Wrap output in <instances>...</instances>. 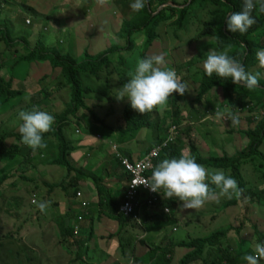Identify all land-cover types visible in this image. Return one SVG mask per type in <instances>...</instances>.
Listing matches in <instances>:
<instances>
[{
	"label": "rangeland",
	"instance_id": "374dc122",
	"mask_svg": "<svg viewBox=\"0 0 264 264\" xmlns=\"http://www.w3.org/2000/svg\"><path fill=\"white\" fill-rule=\"evenodd\" d=\"M16 1L17 2L13 5L11 3H5L4 8L0 5V17H2V20H0V37L4 36L9 28L13 41L17 43L21 42L20 45H17L19 54L25 53V51L21 48L23 39L28 40L31 46L38 44L39 42L37 41L40 40L46 48L51 49V51H58L63 56L70 55L78 63L82 62L87 54L94 57L96 53L101 52L102 50L107 51L108 48L113 46L111 47V50L108 51H111L110 53H112L110 59L113 62L116 71L107 77L108 71L105 70L103 77L100 79L90 76L89 74L80 75L82 84L92 90L90 94L85 95V103L90 109H87L89 111L80 110L77 114L79 119L71 115L72 117L70 116L68 119L69 125L65 128L64 133L70 141L71 148L74 149L71 153L72 163L75 162V166L78 167L79 170H83L84 173L94 174L98 180L103 179L101 185L105 193L113 190L108 188L109 185L113 186V183L110 181L106 182L104 179L106 178L107 172L111 173L113 175V179L116 180L113 193L118 201V204L121 205L127 199H122V192L126 187L124 188L122 184L121 176L123 175L124 169L121 167V164H119V156L124 154L121 150H128L130 147H133V144H115L117 143L115 135H131L128 132L118 131L119 128L124 129L126 127L124 110L127 105H130V103L126 99L124 101H118L114 97L116 93L113 90L122 87L120 82L121 79H125V77L129 76V72H133L135 70L137 61L141 59V54L147 49L148 28L145 29L142 25H140V29H131L130 31H126L125 33L127 36L129 35L131 37L134 48L132 51H127V49L121 48V50L116 51L115 48L117 45L120 47H125L126 44L128 45L127 40L126 38L120 39L118 36L115 38L114 22L112 21H109L107 25L98 27L97 23L99 22L96 20V15L97 13L102 12L103 9L92 0H83V5L78 8L82 11L85 4L93 3V13L91 10H87V14H91V16L86 19L88 21L85 27H83L85 20L81 19L83 17L81 11L73 14L71 17H68L72 14V11L69 10L72 8V5L66 3L63 4L60 0H51L48 4H45L42 0ZM111 1L114 2V0ZM121 1L123 5L127 4V0ZM182 1L183 0H180V3H182ZM154 4L155 1H153V8H155ZM172 5L173 4L171 3L162 5L157 12L164 7H173ZM97 7L99 12L96 13L95 8ZM130 9V7L126 8V11ZM33 10H35V12ZM36 10L42 14L37 13ZM190 15L193 16V11L189 12L188 16ZM5 16L8 21L5 20ZM130 19L131 18L128 20ZM134 20H137L133 23V26H136L140 20H143V13L135 14ZM191 23L181 31H177L174 26L161 24V26L155 30L159 36H157V39L153 42L154 45L149 50L157 46H161L163 48L165 46L170 53H173L172 59L174 60L177 58L178 60L180 49H182L179 63H182L184 57V63L192 59L195 62V65L189 69V72L191 73L189 83L192 84L197 81L195 77H201L199 72L201 64L197 63V60L195 59L197 54L195 53L193 55V49H196L198 47L197 45L201 42V39L199 40L198 38V34L204 29V25L198 23L196 19L192 20ZM58 24H60V26ZM257 34L258 33H256L255 36H257ZM116 41L118 44L115 46ZM43 44H40L39 48L43 47ZM0 47H3L1 42ZM184 49H186L187 52L186 56L182 55V51ZM94 50L96 51L94 52ZM160 53L161 52L158 49H154L151 53H149V55H158ZM9 56V51L2 52L0 48V64L2 63V59L6 60ZM45 65L47 66H35L31 74V68H29L27 64H24V70L21 72V76L25 77L27 72H29L30 75L23 82L20 79H16L14 88L15 90H19L23 86L28 95L33 97L36 101H40L39 104L34 106L44 105V111H47L55 117L70 107L71 90L66 81H64L65 89H61L57 83H53L52 85L46 87L47 91L50 94H53V98H44L43 96H40L41 85L37 81V74L52 72L51 66L48 64ZM186 67L187 65L185 64L180 67V70L184 72L179 75L181 79H183L185 75L187 76L188 71H186ZM248 71H251L250 67H248ZM2 73H6V69H4ZM107 78H109V81H107ZM186 84L188 83L186 82ZM173 100V96L170 97L165 110L162 112L155 110V112L150 116L149 120L152 121L151 128H145L139 132L138 141L133 142L136 151H140L139 148L141 147L143 135H149V141L153 138V135H155L154 127L165 131L166 126L169 124L171 119L168 117L170 114L166 112L167 110H172ZM222 100L223 99L220 97V94L217 91H213L212 93L206 95L204 103L206 105H212L219 110H223L226 105L221 104L223 103ZM32 108L25 107L21 110L17 108L7 111L5 114L0 113V137L10 135L12 133L14 134V132L16 135H20L18 128L22 121L19 120L18 114L20 111H30ZM185 111L189 110L186 108ZM241 111L242 109L235 112L238 120L242 117L239 124L235 126H233L231 121L227 119H208V114L211 113L206 114L203 123H199V121L196 122L197 125L208 124L205 135L209 136L204 140V146L201 147V150L207 151L208 146L205 145V143H208L212 149V152H210L211 155L223 156V149L218 150V148L226 146L227 144L228 146L226 147V150L229 153H235L233 152L234 147L238 148V150L246 148L248 140L239 135H244L241 125L248 124L246 118L249 116H246V113H244L245 111ZM223 112L226 115L228 113L227 111ZM242 113L245 115H242ZM262 113L263 111L255 113L254 116L259 118ZM54 125L55 122L53 126ZM233 127V133L229 132L233 129ZM170 128L171 127H169L166 131V135L162 137V143L168 139ZM77 130H79L80 133H77ZM194 131L196 132L195 128ZM181 134L182 133L180 131V135ZM83 136L90 138L89 144L86 143V137L81 138ZM215 142L218 143L217 146ZM109 143L111 148L113 146L114 148L116 147V152H111V148H109L108 145ZM162 143L155 149L160 148ZM57 146L58 144L55 138L49 140L45 149H39L33 156H31L30 160L32 161L30 166L27 163L23 164L22 167H19V169L23 171L25 177L30 179L33 177L34 173L30 171L31 167L44 162H49L52 157H56L54 154ZM88 146L93 148L94 157L92 160H87L88 156L84 154L85 152L81 153L85 158H79L77 156L74 158L77 152L84 151L85 147ZM261 152L264 154V144L261 147ZM41 154H44V156H41ZM19 155L22 161L26 157V150H22L21 148V153ZM136 158L137 156L135 159ZM87 163L91 166L96 165L94 172H88V169L85 167ZM241 173L247 180V186L245 189L255 195L253 201L246 199V197L245 200L241 198L246 203H251L250 206L252 208L249 210L248 216H242L244 215V211L242 210V200L239 201L240 204L238 207H230L226 209L227 203L234 200L233 197L231 199L227 197H218L217 200L210 201L211 205L205 204L198 210H179V214H177L175 219L171 222L167 216L161 214L158 219V236L155 237L154 244L150 241L152 234L147 232L150 231V228L155 225L157 220L152 219L149 221V219L146 218L143 224V240L147 241L149 239L148 245H150V247L158 246L163 248L169 240L174 243H181L188 242L196 238L203 239L233 226L235 231H230L229 241L226 245H231V247H233L236 251H242L244 249V251L246 250L250 254H254L255 245L258 244L256 236L253 235L255 233L254 228L258 230L259 234L264 235V181L260 176V174L264 173V162L260 158H255L254 161L242 165ZM75 175L76 173L73 172L70 177L73 178ZM17 180L20 191H18L17 188L7 190L6 185H3L0 188V234L16 233L17 228L23 225L21 232L18 230L15 234L16 240L0 241V264H54L56 260L55 257L59 256L61 253H65L61 250L60 253L59 249L55 245L57 244L64 249L69 248V245H65L63 247L60 244L61 240L67 241L65 236L67 232L65 231V234L62 232V230L66 228L61 226L60 229L59 225L62 216H64V196L59 191L52 196L51 201H55L57 197L61 198L59 207L55 208L51 204L43 202L41 198H39L43 191L41 193L37 192V188L42 189V187H39L36 182L30 183L28 181L25 183L19 178ZM44 180L49 185H56L59 183V180L55 177L45 176ZM12 181L8 183L11 184ZM86 183L90 182L87 181ZM90 184L92 185V183ZM90 190L94 194L92 198H96L98 195L100 199L107 200L105 195L100 196L97 191L96 195L92 188ZM72 191H74V188ZM34 193L36 195L35 199L38 201V205H31ZM245 194H247V192ZM172 202L179 204L175 200ZM41 203L45 204L46 207L44 211H41L43 215L40 216L41 220H39L36 219V214L33 210H40L39 204ZM108 211L112 213L111 207L108 208ZM146 211H150V213H159L163 212V209L159 206L155 210H151L143 205V212ZM16 212H18L16 219H12L11 214ZM102 213L106 215L108 214L106 210H103ZM140 215L142 218L146 217L143 214ZM212 217H215L216 220L212 221ZM142 221L143 220L136 221L134 225L142 226ZM86 223L90 224L88 221ZM118 228V223L114 221L109 225L107 231L108 233H117ZM99 230L100 229L97 228L95 232L97 239H99ZM238 230L240 232H238ZM104 232L107 233L106 229ZM134 236L136 237V235L130 234L121 239L118 236H115L112 239L110 246L107 241L104 243L100 241L99 243H102L104 247L108 245L109 253H111L113 260H119L123 264H127L128 261L126 260V256L122 255V253H125L130 258L129 263L133 261L135 264V259H142V256L144 258L147 250L140 244L139 239L136 238L135 241ZM243 236H246V238ZM145 237H147V239ZM165 239L167 241H165ZM2 244H5V246L3 247ZM69 244L72 246V239ZM119 244L122 245V250H120ZM135 245L138 246L137 250L134 248ZM107 252L108 251H104L105 254H107ZM176 254L178 257H181L184 252L176 250ZM72 255L73 256L68 258L71 259L73 257L71 263H76L78 257L76 254ZM49 259L50 261L46 262ZM83 261L87 264V257H84ZM259 264H264V258L259 261Z\"/></svg>",
	"mask_w": 264,
	"mask_h": 264
},
{
	"label": "trees",
	"instance_id": "16d2710c",
	"mask_svg": "<svg viewBox=\"0 0 264 264\" xmlns=\"http://www.w3.org/2000/svg\"><path fill=\"white\" fill-rule=\"evenodd\" d=\"M153 1H155V8L152 7ZM16 2V0H0V5H2L4 8L5 3H11L13 5ZM133 2L134 0H127V4L123 5L121 0H114V2L112 1L115 10L119 14L118 19H116L114 22L115 38L116 36H118L120 39L126 38L128 43V46L126 44L125 47H120L117 45L115 50L119 51L121 49H127L128 51H132L134 44L131 41V37L129 35L127 36L125 32L130 31L131 29H140L139 27L142 25L143 28H148V30L147 49L141 54V59L150 56L149 53H151L154 49H158L161 52L160 54H166L165 59L167 63L165 67L174 69L178 76L184 73L180 70V67L183 64L187 65L186 71H188L187 76L185 75L183 79H181L182 82H187L189 84H187L188 92H186L184 96H180L179 93H174V100L172 104L173 108L172 110H167L166 112L170 114L168 117L171 118H169L170 122L167 124L166 130H168L169 127L176 126L179 129V135L180 131L182 135H180L178 141L175 144L161 149L159 158L156 160V165L165 158H179L181 153H183L189 157L195 158L197 163L205 166L207 169H223L226 175H230L237 180L239 189L242 191L239 193V195H233L234 200L227 203L226 209L230 207H238L240 204L239 201L242 199L245 200V197L246 199L253 201L255 195L251 194V192L245 189L247 186V180L241 173V167L243 164L254 161L255 158H260L264 162V154L261 152V147L264 144V73H262V77L259 81L260 86L249 90L243 86L233 84L230 78H220L215 73L209 77L203 69V59L212 48L217 51H223L225 47L230 46L231 51L229 52V55L242 63L246 71H248V67L251 69L250 72L254 73L258 71L259 69L258 60L256 59V52L258 49H264V13L253 11L252 15L256 19V23L248 30L247 33L240 34L239 32L231 33L227 31V18L232 12L242 11L243 0H183L182 3H180V0H145V6L141 11L134 12L132 9L126 11V8L130 7V4ZM167 3L173 4V7H164L159 12H157L162 5ZM33 11L35 12V10ZM190 11H193V16H188ZM36 12L38 13L37 10ZM141 13H143V20H140L136 26H133V23L137 21L134 20L135 14ZM129 18L131 19L128 20ZM194 19H196L198 23L203 24L204 29L198 34V38L199 40L201 39V42L197 45L198 47L196 49H193V55L195 53L197 54L195 57L197 63L201 64L199 71L201 77H195L197 81L191 84L189 83L191 77L189 69L195 65V62L192 59L184 63V57L182 63H179L182 49H180L178 60L177 58L174 60L172 59L173 53H170L169 50L165 48V46L164 48L157 46L151 50L149 49L154 45L153 42L157 39V36H159L155 30L158 29L161 24H165L166 26H174L177 31H181L184 30V28ZM0 20H2V17H0ZM5 20L8 21L6 16ZM256 33H258L257 36H255ZM22 41L23 43L21 48L25 51V53L19 54L17 45H20L21 42L17 43L13 41L9 28L6 31V34L0 37V42L3 44V47H0L2 52H10L9 58L6 60L2 59V63L0 64V113L5 114L7 111L17 108L19 110L25 107L32 108L34 105L40 103V101H36L33 99V97L28 95L23 86L19 90H15L14 88L16 79H20L23 82L30 75V73L27 72L25 77L21 76V72L24 70V64H27L28 67L31 68V74L35 66L46 67L47 65L45 64L51 66L52 72L37 74V81L41 85L40 96H43L44 98H53V94H50L46 87L52 85L53 83H57L61 89H65L64 81H66L71 90L70 107H68L60 115L55 116V125L52 126V131L43 135L44 142L47 144L49 143V140L53 138L56 139L58 144L54 154L56 157H52L47 163L33 166L31 171L34 174L31 179L25 177L23 171H21L19 167H22L23 164L27 163L30 166L32 161L30 160L31 156L34 155L39 149L33 152L32 149L21 143V135H16L15 132L14 134L12 133L10 135L0 137V188L3 185H6L7 190L11 188H17V190L20 191L17 180L18 178L23 180L25 183L28 181L33 183L36 182L39 176L43 177V174L52 175V173L58 171L64 174V187L67 186L65 190V197H69L68 192L70 190L77 188V185H69L70 183L76 184L77 182L82 181H88L92 183L100 196H107L109 192L105 193L104 189L102 188V180H98L94 174L84 173L83 170H79L72 163L71 153L74 151V149L71 148L70 141L65 135L64 130L69 125L68 119L71 115L77 117V114L80 110L89 111L87 109H90L85 103V95L90 94L92 90L82 84L80 75L89 74L90 76L100 79L103 77L105 70L108 71L107 77L116 71L113 62L110 59L112 53H110L111 51H108L111 50V47L113 46L108 48L107 51L102 50L101 52L96 53L94 57L87 54L83 61L78 63L70 55L63 56L58 51H51V49L46 48L40 40L37 41L39 42L38 44H34L32 46L29 44L28 40L23 39ZM40 44H43V47L39 48ZM116 44H118L117 41L115 46ZM95 51L96 50H94V52ZM182 55H187L186 49L182 51ZM4 69H6V73H2ZM129 78L130 77L127 76L125 79H121L120 82L122 86L129 80ZM107 81H109V78H107ZM213 91H217L220 94V97L223 99V103L221 104L226 105L223 110H220L221 112L227 109L232 114H235V112L242 109L241 112L245 111L244 113H246V116H249L246 118L249 126L248 124L241 125L244 135H239L248 140L246 148L238 150V148L234 147L233 152L235 153H229L226 150V147L228 146L227 144L226 146L218 148V150L223 149V156L211 155L210 152H212V149L208 143H205V145L208 146V150H201V147L204 146V140L207 139L209 135H199L197 131H194V134L197 135H191L194 127L192 125L184 124L186 122L189 123V121H186V119L183 117V112L185 109L187 108V110H189L191 105L193 107L206 106L204 103L205 97L207 94H210ZM25 97H28L27 101L25 100ZM38 107L40 110H45L44 105H39ZM196 110L200 109L196 108ZM215 110L216 107L211 109V114H213V117ZM261 111H263V113L259 118L254 116L255 113ZM154 112L155 110L151 113L141 115L134 111L130 105H127L124 110V117L126 121L124 132L133 134L138 133L145 128H151L152 121L149 120V118ZM244 113H242V115H245ZM77 119H79V117H77ZM241 119L242 117L239 119V122ZM184 125L185 127H183ZM154 128L155 135H153V138L149 141L148 137L150 136L148 135L147 140L142 139L141 141L140 148H142L146 153L158 147L162 143V137L159 138L158 135L160 129H156V127ZM233 130L234 127L229 132L233 133ZM126 136H128L131 141L134 139L138 141V135ZM117 144H120V142L117 141ZM215 144L217 146L218 143L215 142ZM21 148L22 150H26V157L22 161L19 155L21 153ZM90 148L91 146H88L84 153L86 156H88V159L90 156L92 157V155L88 153V149L91 151ZM126 154L128 155V153H124L121 155V157L126 156ZM73 172H75L76 175L73 178H70ZM260 176L264 181V173L260 174ZM11 181L12 183L9 184ZM61 185L62 184L54 185L52 187L59 188ZM210 187L214 188L215 186L210 184ZM75 192L76 194L78 193L76 189ZM246 192L247 194H245ZM159 193L161 194L159 203L160 207L163 209L162 214L167 216L171 222L175 219V216L179 214V210H181L180 206L183 202L177 200L175 197L172 199L164 197L163 190H160ZM76 194L74 195L75 198ZM113 194L114 193L112 191L110 194V200L100 199L98 197V207H103L104 203L107 206V209L111 207L112 213L110 219H113L116 223H118L122 233L124 232V228L128 221L120 216H117L118 206H112V204L116 201ZM76 200L78 199L76 198ZM173 200L179 204L172 202ZM243 200L242 210L244 211V215L242 216L244 217L248 216V212L252 207L250 206L251 203H246ZM78 201L81 203L80 207L82 210L88 209L89 204L87 202V205L85 207L83 206L85 203L83 198ZM206 205H211V203L207 202ZM165 210H168L169 212L165 213ZM18 212L11 214V218L16 219ZM35 214L36 219L41 220L40 216H42V214L39 213V211L37 213L35 212ZM145 216L147 217V215ZM80 218L82 219L81 221L79 220ZM80 218H78L79 224H81L80 222L83 221V218ZM211 219L212 221L216 220L215 217H212ZM90 220H92V217H88V223H90ZM158 224L159 220H157L155 225L150 228V231L147 232L152 234L150 241L153 244L155 237L158 236ZM22 226L23 225L17 228L16 233L18 230L21 232ZM232 230H234L233 226L228 227L223 231H219L210 237L203 239L196 238L188 242L174 243L169 240L167 245L163 248L158 246L150 247V245H148V239L147 241H143L142 244V246L147 250L145 257L141 260L135 259V264H247V261L244 260V256L250 254L248 251H244V249L242 251H236L233 249V247H231V245H226V243L229 241V233ZM254 230L255 233L253 232V235L256 236L258 244H264V235L259 234L256 228H254ZM66 232L67 234H64L67 238V241L61 240L60 244L63 247L65 245H69L68 249H70L71 245L69 243L71 239H77L80 232V227L79 225H76L74 229H66ZM95 232L96 229L94 226L90 227V229L85 232L87 236L86 239L85 237L83 239L86 246L84 252L82 250L78 252V264H82L81 262H83V258L87 257V255L90 258L97 256L98 252L96 247L98 248V243ZM238 232L240 231L238 230ZM16 233L0 234V241L16 240ZM243 237L246 238V236ZM165 241L167 240L165 239ZM2 246L4 247L5 244H2ZM119 246L120 250H122V245L119 244ZM176 250L183 251L184 254L181 257H178ZM105 255L108 264L119 261L113 260L111 253H107ZM122 255L126 256L128 264L130 258L125 253H122ZM95 259V264H101L103 261L102 259L99 260L96 257ZM131 262L134 264L133 261Z\"/></svg>",
	"mask_w": 264,
	"mask_h": 264
},
{
	"label": "clouds",
	"instance_id": "9594fccd",
	"mask_svg": "<svg viewBox=\"0 0 264 264\" xmlns=\"http://www.w3.org/2000/svg\"><path fill=\"white\" fill-rule=\"evenodd\" d=\"M96 3L104 6L107 0H96ZM144 6L145 0H134L130 4V8L134 12L141 11ZM253 11L264 13V0H243L242 11L232 12L228 16L227 31L231 33L239 32L240 34L247 33L256 23V19L252 15ZM230 51V46L225 47L223 51H217L212 48L203 59L205 73L209 77L215 73L220 78H230L233 84L243 86L249 90L259 87L260 78L262 77V73H264V49H258L256 52L259 70L254 73L246 71L242 63L229 55ZM165 55H151L139 59L135 70L129 72V80L121 88L113 90L116 93L114 97L118 101L126 99L134 111L145 115L154 110L161 112L165 110L169 98L174 93L184 96L188 92L187 84L182 82L181 77L177 75L174 69L165 67L167 63ZM25 100L27 101L28 97H25ZM18 117L22 121L18 128L21 135V143L32 149L33 152L46 148L47 144L44 142L43 135L52 131L55 117L47 111L40 110L38 106H34L30 111H20ZM207 118H215L216 120L227 119L231 121L233 126L239 123L238 117L235 114L229 112L226 115L217 108L214 117L213 114H208ZM179 137L180 135H178L175 143ZM111 149L112 152H116V147L114 148L113 146ZM42 155L44 156V154ZM123 176L126 182V192L129 178L124 173ZM57 179L59 180V178ZM59 184H62L59 187L62 188L65 185V180L56 185ZM210 184L215 187H210ZM139 185L149 188L152 192H157L156 196H161L159 192L163 190L164 197L168 199L175 197L177 200L182 201L183 203L180 206L182 210H198L207 202L217 200L218 197L231 199L234 194L239 195L242 191L239 189L237 180L230 175H226L223 169H207L205 166L197 163L195 158L183 153H181L179 158H165L160 161L153 167L152 173L148 174V180L141 182ZM139 185H134L133 187ZM52 186L54 185H50V187ZM31 203L33 205L36 204L35 197ZM45 207V204H39L41 211H44ZM119 208L117 216L133 224L136 222L133 217L126 218L121 216ZM153 217L154 215H149L145 218L141 217V220H143L142 226H138L143 227L146 218L150 221ZM262 258H264V244H256L254 254L244 256L247 264H259Z\"/></svg>",
	"mask_w": 264,
	"mask_h": 264
},
{
	"label": "crops",
	"instance_id": "0c3cea01",
	"mask_svg": "<svg viewBox=\"0 0 264 264\" xmlns=\"http://www.w3.org/2000/svg\"><path fill=\"white\" fill-rule=\"evenodd\" d=\"M42 1L45 4H48V3L51 2V0H42ZM92 1L95 2V4H96V1H94V0H92ZM60 2L63 3V4L66 3V4L72 5V8L69 9V10L72 11V14L70 16H68V17H71V16H73V14H76L77 12L81 11L78 8H80L83 5V3H84L83 0H60ZM98 6L103 9L102 12L97 13V12H99V9H98V7L95 8L96 13H97L96 20L99 22V23H97L98 24V27L107 25L109 21L115 22V20L118 19L119 14L117 13V11L115 10V8L113 7V3H112L111 0H107V3L104 6H100V5H98ZM87 10H91L92 13H93V3L85 4L84 9H82V11H81V14L83 15V17L81 19L85 20L84 23H83V27L86 26V23L88 21L86 19H88V17L91 16V14L90 15L87 14ZM95 10H94V13H95ZM38 13L42 14L39 11H38ZM58 25L60 26V24H58ZM194 107L191 105L190 108H189V111H184L183 112V117L186 119V121H189V123L186 122L184 124L185 125L186 124L187 125H192L196 129V131L199 133V135H205L206 129L208 127V124L207 125H201V124L200 125L199 124L197 125L196 122L199 121V123H203L206 114L208 112H211V109H213L214 106H212V105H206V106H202V107H196V106H194ZM196 108H198L200 110H196ZM224 111H227L228 113L230 112L227 109H225ZM195 115H196V117H195ZM118 131L119 132L120 131H124V129L123 128H119ZM166 131H167L166 129H165V131H162L160 129L159 132H158V135H161V136H159V138L160 137H163L164 135H166ZM138 133H133L131 135H138ZM193 134H194V129L192 130L191 135H193ZM115 136H116V140L118 142H120V144L115 143L117 145H123V144H128V143H132L133 144V147H130L128 150H121L120 149L121 152L128 153V155L127 154L126 155L127 156H130V158H134L135 159V157L137 156L136 159H141L142 157L145 156V154L148 153V152L147 153L144 152V150H142V148H139L140 151H136L135 150V147H134V143L133 142L134 141H137L136 139H134V140L131 141V139L128 136H126V135H115ZM147 137H148V135H143V140H145V139L147 140ZM86 140H87L86 143L89 144L90 138L89 137H86ZM108 145H109V148H111L110 147V143ZM87 148L88 147H85V149H87ZM90 150L91 151H89V149H88V153H90L92 155V157L90 156V158L89 159L87 158V160H92L93 157H94V155H93V148L91 147ZM84 152H85V150L84 151L77 152V154H75L74 158L76 156L79 157V158H85L81 154V153H84ZM111 152H112V149H111ZM73 162H74V160H73ZM45 163H47V162H45ZM74 166H75V164H74ZM85 167H86V169H88V172H94V170L96 168V165H92L91 166V165H88V163H87V165ZM76 168H78V167H76ZM43 175H44L43 177L39 176L37 178V181H38L37 182V185L39 187L40 186L42 187V189L37 188V192L38 193H41L43 191L42 195L39 196V198H41V200L43 202H46L48 204H51L53 207L58 208L59 207V202H61V198L60 197H57L55 199V201H51V198L58 191L61 192L63 194V196H64V208H63V215L64 216H62L61 221H60V224H59L60 225V229H61V226L64 227V228H66V229H69V230L72 229V228L74 229V227L76 225H79V227H80V233H79V235H78V237H77L76 240L75 239H72V243L73 244H72V246H71L70 249H64V248L58 246L57 244L55 245L59 249V252L60 253H61V251H64L65 253H61V254H59V256L55 257L56 260H55V263L54 264H78L77 263L78 260H77L76 263H71L73 257L71 259H69L68 257L73 256L72 254H76L78 256V252L80 250H82L84 252L86 245H85V241H84L83 238L85 237V239H86L87 234L85 232H87L90 229V227H92V226H94V228L96 230H97V228L100 229L99 230V235H98L99 236V239H97V237H96V239L98 241V248H99L98 249L96 247V250L98 252L97 256H99V257L96 256V258H98L99 260L100 259L103 260L101 264H108L107 263V260H106V255H105L104 251H108L107 253H109L108 245L110 246V243H111L112 239L115 236H118L121 239V238H125L126 236H128L130 234L131 235H136V237L134 236V239H135V241H136V238L139 239L140 240L139 242H140L141 245L143 244V241H146V240H143V227H140L138 225L135 226L130 221L127 222V224H126V226L124 228V232L121 233L120 226L118 225L119 228H118L117 233H108L107 229H108L109 225L114 222V220L113 219H110L111 212L108 211L107 206L105 205V203L103 204V207H98V205H97L98 204V195H97V192H96L97 190H96V188H95V186L93 184L91 185L90 183H86L87 181L77 182L76 184H73V183H70L69 184V185H77V188H75V189L77 190L78 193L80 192V193L83 194L84 201L89 204V207H88L87 210H82L81 207H80V204L81 203L78 201L79 199L76 200V198L74 197V195L76 194L75 189H74V191L70 190L68 192L69 193V197H65V190H66L67 186L64 187L65 186L64 185V186H62V188L53 189L44 180L45 179V176H49V177H55V178L57 177L60 180L59 182H61V181H64L65 180L64 174H62V173H60L58 171H55L54 173H52V175H46V174H43ZM121 178H122V184H123V186L125 188L126 182L124 180V176L122 175ZM104 179H105L106 182H109L110 181V182L113 183V186L109 185L108 188L114 190V186H115L116 180L113 179V175L111 173L107 172L106 173V178H104ZM80 184H81V186H80ZM91 188L94 190L95 194L97 195L96 198H92L94 194H93V192H91V190H90ZM112 191H109L108 195L106 196L108 200H110V194H111ZM124 193H125V189L122 192V199H123ZM34 197L36 198V195H33L32 196V199ZM147 197H149L148 194H146V198ZM114 198H115L116 201H115V203L112 204V206L114 207V205H117L118 208H119L120 205L118 204V201H117L115 195H114ZM159 202H160V196H159ZM34 205H38V201L37 200H36V204H34ZM159 206H160V203H158L151 210H155ZM103 210H106L108 212V214L107 215L106 214H103L102 213ZM38 211H39V213L42 214L41 210H37V211H34L33 210L34 213L35 212L37 213ZM146 212L147 213L143 212V209H142L141 214L147 215V216L154 215V217H153L154 220H158L160 218L159 216L162 214V212L161 213L160 212L159 213H156V212L150 213V211H146ZM103 215L106 216L107 218L104 217ZM80 217L83 218V221L80 222L81 224L78 223V218H80ZM88 217H92V220H90V224H87L86 223L88 221ZM66 229L62 230V232L65 233ZM105 229H106V232L107 233L104 232ZM145 238L147 239V237H145ZM100 241L102 243H104L105 241H107L109 243H108V245H106L104 247L102 243L101 244L99 243ZM167 243L168 242H166V244L164 246H166ZM134 248L137 250L138 246L135 245ZM131 258H133V257H131ZM142 258H143V256H142ZM74 259H77V258H74ZM87 259H88V261L86 262L87 264H95L96 263L95 257L90 258L87 255ZM137 260H139V259H137ZM49 261H50V259L47 260L46 262H49ZM81 263L82 264H85L84 261L81 262ZM112 264H123V263L120 262V261H115Z\"/></svg>",
	"mask_w": 264,
	"mask_h": 264
},
{
	"label": "built area",
	"instance_id": "2783aa9c",
	"mask_svg": "<svg viewBox=\"0 0 264 264\" xmlns=\"http://www.w3.org/2000/svg\"><path fill=\"white\" fill-rule=\"evenodd\" d=\"M77 133H80V131L77 130ZM168 135V139L162 143L160 148H154L155 150L152 149L144 158L142 157V159L131 160L127 156H119L121 167L124 169L123 173L129 178L128 186L123 197L127 200L122 203L119 208V214L121 216L126 218L133 217L135 221H140L143 205L149 209H153L159 203V196H156L157 192H152L149 188L139 184L148 180V174L152 173V169L156 165V160L159 158L161 149L175 143L179 135V129L176 126H172ZM134 185L139 186L133 187ZM146 194H148L149 197L146 198ZM76 197L81 200L83 195L82 193H77ZM86 205L87 203L85 202L83 206L85 207ZM168 212V210H165V213ZM79 220L81 221L82 219L80 218Z\"/></svg>",
	"mask_w": 264,
	"mask_h": 264
}]
</instances>
